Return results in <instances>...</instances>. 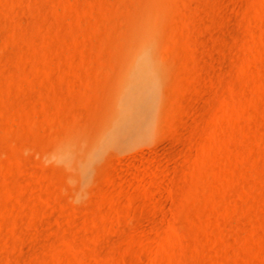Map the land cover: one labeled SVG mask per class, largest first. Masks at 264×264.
Here are the masks:
<instances>
[{
	"label": "rangeland",
	"instance_id": "rangeland-1",
	"mask_svg": "<svg viewBox=\"0 0 264 264\" xmlns=\"http://www.w3.org/2000/svg\"><path fill=\"white\" fill-rule=\"evenodd\" d=\"M0 264H264V0H0Z\"/></svg>",
	"mask_w": 264,
	"mask_h": 264
}]
</instances>
